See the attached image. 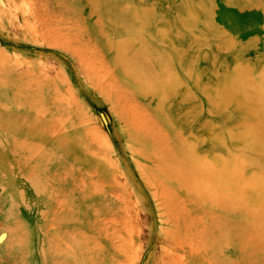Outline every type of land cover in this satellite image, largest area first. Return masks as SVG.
<instances>
[{"label":"rangeland","instance_id":"1","mask_svg":"<svg viewBox=\"0 0 264 264\" xmlns=\"http://www.w3.org/2000/svg\"><path fill=\"white\" fill-rule=\"evenodd\" d=\"M0 23V264H264V0Z\"/></svg>","mask_w":264,"mask_h":264},{"label":"bare ground","instance_id":"2","mask_svg":"<svg viewBox=\"0 0 264 264\" xmlns=\"http://www.w3.org/2000/svg\"><path fill=\"white\" fill-rule=\"evenodd\" d=\"M8 3H10V2H8ZM17 6V5H16ZM15 9V8H14ZM22 11H25V8H24V10H22ZM33 11V10H32ZM35 14V13H34ZM26 15H29L28 13L26 14ZM31 15L33 16V13H31ZM36 15V14H35ZM34 15V16H35ZM17 17V16H16ZM28 17V16H27ZM26 18V17H25ZM24 19V18H23ZM22 19V20H23ZM18 20V19H17ZM25 20V19H24ZM28 19L26 18V21H27ZM1 24V23H0ZM1 25H3V24H1ZM19 25H20V23H19ZM30 27V26H29ZM16 28V27H15ZM19 28V27H18ZM33 29H34V27H33ZM15 31V30H14ZM35 34V33H34ZM4 59V58H3ZM44 65V64H43ZM43 67V66H42ZM44 69V68H43ZM42 68L40 69V73H41V75L43 74H45V70L47 71L48 69L46 68L45 70H43ZM49 71V70H48ZM59 71V70H58ZM47 73V72H46ZM59 73V72H58ZM56 75V74H55ZM56 77V76H55ZM59 79V78H58ZM60 94V93H59ZM49 96V95H48ZM54 96V95H53ZM59 96H61V95H59ZM67 96H68V94H67ZM55 99H59V97H56ZM60 100V99H59ZM62 101H64V99L62 100ZM67 101V100H66ZM65 101V102H66ZM58 102V101H57ZM69 102V101H68ZM70 103V102H69ZM68 103V104H69ZM40 116V115H39ZM58 118V117H57ZM55 120H58V119H55ZM64 123V122H63ZM62 123V124H63ZM60 126H61V124H60ZM58 130V129H57ZM59 131H61V129L59 130ZM64 131V130H63ZM56 132V131H55ZM54 132V133H55ZM53 133V134H54ZM52 133H51V135H53ZM66 134V133H65ZM58 137V136H57ZM164 247V246H163ZM163 247H162V249H163ZM165 248V247H164ZM166 249V248H165ZM168 249H170V248H168ZM164 250V249H163ZM166 251H167V249H166ZM166 251L164 252L165 254H162V256H161V262H162V264H185V263H183V258H182V256H176V253L175 252H173L174 250H169V252L167 251V253H166ZM186 257V256H185ZM184 257V258H185Z\"/></svg>","mask_w":264,"mask_h":264}]
</instances>
